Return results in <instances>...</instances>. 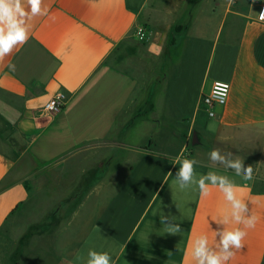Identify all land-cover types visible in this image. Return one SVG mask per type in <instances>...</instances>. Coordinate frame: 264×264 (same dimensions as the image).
<instances>
[{
	"label": "crops",
	"instance_id": "0c3cea01",
	"mask_svg": "<svg viewBox=\"0 0 264 264\" xmlns=\"http://www.w3.org/2000/svg\"><path fill=\"white\" fill-rule=\"evenodd\" d=\"M41 7L48 14L28 21L27 43L0 61V264H81L77 257L86 259L90 249L109 252L113 264H195L194 239L206 235L216 248V221L228 204L218 188L205 198L195 188L179 190L174 174L182 158L199 162L198 175L214 171L241 186L257 217L226 264H264V191L212 166L208 155L249 149L244 138L264 133L259 6L43 0ZM183 60L185 73L172 89ZM216 81L231 90L209 118L201 98ZM186 88L188 118L180 120L188 131L157 138L174 121V95L183 100ZM60 93L64 109L46 114ZM38 207L49 216L35 220L41 230L24 236L17 252L5 251L6 228ZM161 213L175 217L182 232L166 233Z\"/></svg>",
	"mask_w": 264,
	"mask_h": 264
},
{
	"label": "clouds",
	"instance_id": "9594fccd",
	"mask_svg": "<svg viewBox=\"0 0 264 264\" xmlns=\"http://www.w3.org/2000/svg\"><path fill=\"white\" fill-rule=\"evenodd\" d=\"M43 0H0V61L12 53L17 45H24L29 40L30 21L33 17L47 15L48 9H42ZM259 19L264 21V10L259 14ZM8 68L14 70L15 65L9 64ZM230 85L217 82L209 103L212 100L223 103L229 92ZM209 116H215L209 112ZM210 128L213 125H209ZM212 166L221 165L226 170L234 171L236 176L245 181L253 179L252 165L245 166L244 160L232 152H222L220 148H213L208 154ZM179 167L175 171L174 183L181 191L195 188L201 198L208 197L212 188H218L228 204L223 208L216 221L215 230L217 238L216 248L209 246L206 235L197 236L191 249V258L195 264H226L234 256V249L243 247V240L247 235L245 229L255 226L257 217L250 213L249 207L243 198V188L237 185L226 175L209 171L207 174H197L196 159L182 158L178 160ZM172 173L169 172V175ZM160 221L166 233L176 235L182 232L180 225L175 223V217L160 214ZM229 224L242 227L228 228ZM81 264H113V257L109 252L89 250L87 258L77 257Z\"/></svg>",
	"mask_w": 264,
	"mask_h": 264
},
{
	"label": "rangeland",
	"instance_id": "374dc122",
	"mask_svg": "<svg viewBox=\"0 0 264 264\" xmlns=\"http://www.w3.org/2000/svg\"><path fill=\"white\" fill-rule=\"evenodd\" d=\"M256 10L257 9L255 8L252 9V14H255ZM245 12L248 13L247 11ZM145 40L148 39L145 38ZM185 65L186 62L183 60L173 70L174 85H172V89L173 88L175 89L176 86L179 85V82L181 81V78L185 73ZM186 89L187 90L185 91V98L183 100H180L178 96L175 97L174 95V100H175L174 104L176 110H170L172 119L174 118V121L172 120L173 122L170 124L169 127L170 129L162 128L160 133L156 134L157 138L168 137V132L171 130L172 131L177 130L178 132L188 131V122H182L184 118L186 119L188 118V88ZM194 105L195 104L192 103L193 110L195 108ZM182 116L184 118L180 120V117ZM199 116L200 117L204 116L202 111ZM244 140L249 142L250 144L249 149L245 148L246 145H241L240 149H235L234 152L232 151L231 152L233 153L234 157L239 156L240 158H242L244 160L245 166L252 165L253 179L248 182L254 184L257 190L264 191V133L262 131L251 132L250 137H245ZM46 216H47V212L43 208L38 207L34 212L29 213L27 216H24V218H22V221L19 224H17V226L15 227L9 226L10 227L9 229L7 227L6 231L10 235V240L6 241L2 245V248H4L5 251H9V249L13 248V252L15 250L17 252L18 249H22L20 244L24 242V236L28 235L30 232H38L41 230V225L34 223L36 222L35 220L38 221L43 217H45L48 220L49 216L47 217ZM14 242L16 243V245L19 243V246H16Z\"/></svg>",
	"mask_w": 264,
	"mask_h": 264
},
{
	"label": "built area",
	"instance_id": "2783aa9c",
	"mask_svg": "<svg viewBox=\"0 0 264 264\" xmlns=\"http://www.w3.org/2000/svg\"><path fill=\"white\" fill-rule=\"evenodd\" d=\"M251 3L254 4V5H258L259 6L258 14L262 10H264V1L263 0H251ZM257 19H258L259 22H264V21H261L259 19V15H257ZM217 82H220V81L214 82L212 87H211V89L209 90V92L203 94L202 98H201V104H202V106H203L204 110L206 111V113H207L209 118H215L217 116L218 108L224 107L227 104V101H228V98H229V95H230L231 86L229 88L228 97L223 103L217 102L216 100H212V102L209 103L208 101H209V98L211 97L213 91L217 90L216 89ZM221 83H226V82H221ZM226 84L230 85L229 83H226ZM65 102H66V95L64 93H60L57 96L53 97L44 106L43 111L46 114H48V115L59 114L64 109V107L66 105ZM209 112H214L215 116L214 117L213 116H209Z\"/></svg>",
	"mask_w": 264,
	"mask_h": 264
},
{
	"label": "trees",
	"instance_id": "16d2710c",
	"mask_svg": "<svg viewBox=\"0 0 264 264\" xmlns=\"http://www.w3.org/2000/svg\"><path fill=\"white\" fill-rule=\"evenodd\" d=\"M178 30H179V28L177 29V31ZM88 181H89V176L86 175V177L84 178V184L87 185Z\"/></svg>",
	"mask_w": 264,
	"mask_h": 264
}]
</instances>
